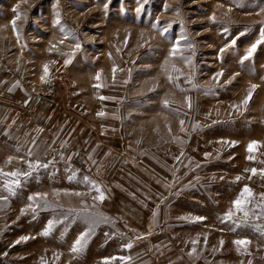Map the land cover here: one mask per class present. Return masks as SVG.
<instances>
[{
	"label": "rangeland",
	"instance_id": "rangeland-1",
	"mask_svg": "<svg viewBox=\"0 0 264 264\" xmlns=\"http://www.w3.org/2000/svg\"><path fill=\"white\" fill-rule=\"evenodd\" d=\"M262 28L264 0H0V173L31 172L20 177L14 195L5 189L12 178L0 176V198L7 197L0 199V264H123L113 257H130L127 264H136L139 251L143 258L161 252L135 245L123 230L125 222L108 209L110 184L101 181L107 176L91 177L64 166L59 152L48 149L41 121L17 125L19 112L10 114L17 106L12 92L17 96L19 82L18 87L30 89L40 101L37 91L48 81L58 82L53 101H44L45 108L36 111L42 115L68 93L71 77L82 95L90 97L97 88L90 77L94 73L100 75V97L114 89L116 97L132 99L124 104V113L141 115L148 147L160 150H148L146 168L125 172L136 180L127 186H134L157 209L153 223L170 226L168 237L180 243L198 241V259L206 263L264 264V235L254 230L256 224L264 227V219L239 227L223 221L245 186L254 194V204L264 194L259 173L264 169V43L241 63L261 39ZM177 42L179 51L172 54ZM89 122L84 116V123ZM252 141L258 147L250 154ZM170 146L172 151L167 150ZM188 159L223 163L212 169V176L224 177L218 186L224 197L187 201L182 181ZM36 161L47 167L30 169L29 163ZM84 177L99 186L102 201L94 199L100 193ZM36 194L51 207L38 208L34 217L28 198ZM85 207L107 222L97 223L83 249L73 253L74 242L89 226L69 210ZM197 217L205 219L195 221ZM49 220L56 223L44 236ZM148 234L143 239L154 238ZM238 239L250 243L238 251L233 243ZM128 244L132 247L126 248ZM182 248L187 249L185 244Z\"/></svg>",
	"mask_w": 264,
	"mask_h": 264
},
{
	"label": "crops",
	"instance_id": "crops-1",
	"mask_svg": "<svg viewBox=\"0 0 264 264\" xmlns=\"http://www.w3.org/2000/svg\"><path fill=\"white\" fill-rule=\"evenodd\" d=\"M63 73L57 72L55 75ZM90 77L92 82L94 80V83L98 84L96 73L90 74ZM76 78L77 81H80V74ZM70 84L68 93L60 96L48 113L40 115L36 111L45 108L46 102L31 95L30 89L18 87L19 82L15 88L17 96L14 95L15 92H12V99L17 103V106L16 109H11L10 114L19 112L16 117L17 125L26 121L30 126L31 121H41L42 131L49 143L48 149L51 152L56 150L59 152L60 160L64 166L88 173L91 177L98 175L101 178L108 177L107 180L101 179L104 183L110 184L106 189V203L108 209L125 222L127 228L123 230L132 235L135 245L143 244L145 240V244H141L142 248H149L153 251L161 249V252L157 251L151 254V258H143L139 251L136 264H210L198 259V256L201 255V252L197 250L200 246L197 245L200 244L198 241L193 244L191 239H187L184 243L181 242L182 245L179 240L173 238V235L168 237L170 226L161 223L155 225L153 213L157 209L149 204L145 196L136 192L134 186H127L136 183V180L130 175H125L127 168H146L148 166L146 165L148 150L160 152L159 149L156 150L157 146L152 149L148 147L146 129L140 126L141 115L139 113L132 115L129 113L130 111L124 113V104L129 103L132 99L125 100V97H116L113 95L114 89L101 96L108 99H101L98 87L95 88L96 91L90 92V97H84L73 77L70 78ZM109 93H112L113 97ZM120 93L122 94L121 91ZM137 100L140 101V99ZM99 113L104 115H99ZM84 116L90 117L89 124L84 123ZM7 133L4 132V134ZM54 145L57 148H54ZM172 148L170 146L167 150L172 151ZM202 154L205 156L206 152L202 151ZM154 164L156 165L153 162L152 165L154 166ZM221 164L223 163L207 159H188L186 161V179L182 181V184H186L187 201L194 203L195 200L201 198L220 199L224 197L223 193L221 192V194L218 190V186L224 184V177L212 176L216 173L212 169L219 168ZM127 172L131 173L128 170ZM176 178L178 182L179 176ZM180 178L182 180L184 177ZM155 213L157 214V212ZM149 232L155 234L154 238L143 239L149 235ZM137 239H139L138 242ZM184 244L187 247L186 250L182 248ZM206 244L208 245L207 242ZM193 249H195L194 252Z\"/></svg>",
	"mask_w": 264,
	"mask_h": 264
},
{
	"label": "snow or ice",
	"instance_id": "snow-or-ice-1",
	"mask_svg": "<svg viewBox=\"0 0 264 264\" xmlns=\"http://www.w3.org/2000/svg\"><path fill=\"white\" fill-rule=\"evenodd\" d=\"M18 18V17H17ZM13 24V29L16 30V26H15V20L12 22ZM155 28V25L153 26ZM61 31H64L63 29H61ZM225 31H227V29H225ZM167 32V29H163L162 30V35L164 33ZM243 34V33H242ZM178 43L177 45H174L172 48V54H175L177 51H179L178 48ZM260 43H264V28L261 29V39L258 40L256 43H254L251 48H249L247 54L242 57L241 59V63H243L244 60L249 59L253 52L255 51V49L257 48V46ZM232 44H235V40L232 41ZM77 48H79V44L76 45ZM223 51V50H222ZM187 59V58H184ZM69 61H66V63H68ZM113 71L115 72L116 69L114 68ZM44 73L45 75L48 74V68L45 65L44 66ZM218 75H222V73L218 74ZM97 80L100 79V75L97 74L96 77ZM171 79V78H170ZM41 80H44V77H41ZM100 84H97L96 87H100ZM256 86L253 85L252 88L254 89ZM9 91H11V89H9ZM206 91H210V90H206ZM252 92H249L248 97L245 98L244 100V104H247L249 99L251 98ZM101 99H108L107 97H101ZM165 107H167V104L165 103ZM189 107H191V103L189 102ZM99 115H104L103 113H99ZM181 125H183V121L180 122ZM258 147V142L257 141H252L249 143L248 147H247V151L251 154L253 153L256 148ZM250 160L254 159V156L250 155L248 157ZM39 167H47L46 164H41L39 161H36L35 163H29V168L32 170H35ZM251 174L252 175H256L258 170L257 169H251ZM259 173L264 176V169H260ZM31 175V172H25V173H19V172H11V173H0V176H4V177H11L12 179L5 185V189L6 191L11 194L14 195L15 194V190L18 189L21 186V179L20 177L23 176L25 178H27V176ZM75 177H70V179H74ZM240 177H237V180H239ZM84 182L85 183H90L92 184V187L95 188L96 192L100 193L98 196L94 197V199L98 200V201H102L104 199V195L101 192L100 188L98 185H95L94 183H92L88 177H84ZM76 195H79V193H76ZM254 194L252 193L251 189L247 186H245L241 192L239 193L238 197L232 202V210H230L229 212H227L223 218V221H232L234 224H236L237 227L239 226H246L250 223H252L253 219H255L256 221H259L261 219H264V194H261V203L259 204H254ZM0 199H7V197H3ZM29 207L33 213V216L35 217L37 209L38 208H43V209H48L51 207V205H49L47 203V200L43 199L40 194H36L34 196H29ZM254 205V207H250ZM70 212H74V216L77 218H83L86 223L88 224V230H86L85 232L81 233L80 236L76 239V241L73 244V247L71 249V251L73 253H78L79 251H81L83 249V247L85 246V243L87 241L88 236L91 233L92 228L100 222H107V218L106 217H99L93 213L88 212L87 207L81 209L80 211H75V210H69ZM22 214H23V210H22ZM237 214H239V219L236 220L234 219V217L237 216ZM153 216H156V213H153ZM67 218V217H65ZM203 219H205L204 217H197L195 218V221H202ZM193 221V222H195ZM222 221V222H223ZM62 222V221H59ZM56 221L53 220H49L47 223V226L45 228V230L42 232V235L44 236H48L55 225ZM254 230H256L259 234L264 235V227L256 224L254 225ZM21 239L23 240H27L28 237H22ZM17 243H19V241H17ZM193 244H196L197 241H193ZM222 243V242H221ZM233 243L235 245L238 246V251L240 250L241 247L246 248V246L250 243V241L246 240V239H238L233 241ZM126 248H131L132 245L128 244L125 245ZM195 251V249H193V252ZM191 255V253H190ZM112 260H116L119 259L120 261L123 262V264H127V261L130 259V257H113L111 258ZM105 264H109V262L106 260Z\"/></svg>",
	"mask_w": 264,
	"mask_h": 264
},
{
	"label": "built area",
	"instance_id": "built-area-1",
	"mask_svg": "<svg viewBox=\"0 0 264 264\" xmlns=\"http://www.w3.org/2000/svg\"><path fill=\"white\" fill-rule=\"evenodd\" d=\"M58 82L55 80L48 81L45 85L37 91V96L46 102H51L59 92Z\"/></svg>",
	"mask_w": 264,
	"mask_h": 264
}]
</instances>
